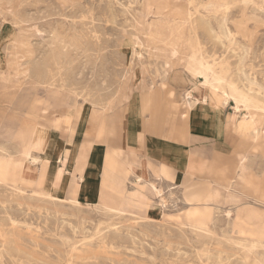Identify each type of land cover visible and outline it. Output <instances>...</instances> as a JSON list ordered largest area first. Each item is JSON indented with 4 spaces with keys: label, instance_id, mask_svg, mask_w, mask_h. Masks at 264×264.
Segmentation results:
<instances>
[{
    "label": "rangeland",
    "instance_id": "rangeland-1",
    "mask_svg": "<svg viewBox=\"0 0 264 264\" xmlns=\"http://www.w3.org/2000/svg\"><path fill=\"white\" fill-rule=\"evenodd\" d=\"M195 70L204 71L208 84L201 73L192 77ZM24 87L34 101L20 109L36 111L29 116L37 125L31 153L47 160L52 175L63 155L72 152L83 165L99 151L105 169L125 178L128 190L146 181L162 195L148 191L152 198L114 214L70 186L69 163L53 184L55 198L9 176L7 164L20 148L6 113ZM221 87L264 109V0H0V264H264L263 198H224L225 184L234 180L233 157L224 186L213 185L220 198L210 202L182 198L209 183L193 179L172 188L148 171L156 163L112 144L128 105L132 128L140 114L146 133L165 135L181 131L169 114L173 104L185 100L187 109L190 91L191 98L222 106ZM241 103L237 109L230 100L224 110L245 139L250 134L239 122L252 108ZM151 141L149 156H170ZM253 143L264 148L261 137ZM65 165L63 158L58 174ZM233 186L251 196L245 185Z\"/></svg>",
    "mask_w": 264,
    "mask_h": 264
},
{
    "label": "crops",
    "instance_id": "crops-1",
    "mask_svg": "<svg viewBox=\"0 0 264 264\" xmlns=\"http://www.w3.org/2000/svg\"><path fill=\"white\" fill-rule=\"evenodd\" d=\"M163 91L173 93L172 89L167 90L166 88ZM189 101L192 103V99ZM184 102L185 100L179 102V104H173L169 112V114L178 117L181 131L170 128L167 134H163L164 136L160 134L150 136L146 133L145 122L142 121L140 114L138 116L139 121L132 128L131 122H133V117L132 115L129 116L130 106L128 105L125 112V122L117 127V136L112 144L122 148L125 152L137 157L148 158L156 163V168L151 169L150 167L148 171H151L163 183L170 184L172 188H178L180 184H189L193 179H202L205 187L209 183L208 190L203 193L198 192L193 195H183L182 198H207L210 202L218 201L220 198L222 194L220 189L213 187V185L224 186L222 183L225 182L229 169L226 161L228 157H233L234 163L230 165L234 166V180L232 179L225 184L224 198H244L247 196L248 198H263L261 200L264 201V148H260L257 144L250 141H244V138L239 136L238 130L235 129L236 121H232L231 116H229L228 120L225 118V105L218 106L210 104L208 99L206 102L198 99L196 103L194 102L195 104H191L192 108L184 116ZM154 103L156 102H153V105ZM138 106H142V104ZM158 115V109L154 110L153 117L155 121L153 122L155 124L159 120ZM134 118L137 119L135 115ZM84 127L81 129L82 137L80 139L82 140L84 139ZM157 130L159 132L160 128H155V131ZM95 133L96 131L88 139L94 137ZM240 139L243 143H247L248 146L241 147ZM151 140L155 141L156 146L165 148L170 156L165 155L163 157L162 154L158 160L149 156L148 149L152 143ZM117 150L112 148V152ZM120 151L118 150V152ZM63 158L66 160L65 170L62 173L60 171V174H58V169ZM105 160V154L103 155L99 151L92 153L90 159L86 162L84 161L83 165L78 164V157L74 153L71 152L69 158L68 155H63L61 161L54 169L52 182L55 186L60 184L66 172L67 163H69L73 170L72 177L73 175H77L76 172L79 175L94 179L102 174L103 177L108 178V181L112 180L126 184L125 178H119L115 173L105 169ZM124 161L128 164L127 156H124ZM161 168H163V172L167 177L162 176L160 173ZM211 179L218 180L220 183H213ZM233 182L245 185V190L250 192L251 196L245 195V193L239 195L238 191L234 189ZM144 192L143 198H150L148 192Z\"/></svg>",
    "mask_w": 264,
    "mask_h": 264
},
{
    "label": "bare ground",
    "instance_id": "bare-ground-1",
    "mask_svg": "<svg viewBox=\"0 0 264 264\" xmlns=\"http://www.w3.org/2000/svg\"><path fill=\"white\" fill-rule=\"evenodd\" d=\"M195 66H198V65H195ZM190 67H192V65L189 66V68ZM198 67H202V66H198ZM187 70H189V69L187 68ZM203 72L202 71H196V70L190 71L192 77H197L196 75L201 73L200 75L202 77H204L203 83L208 84V78L205 76L206 74L203 75ZM205 73H207V72H205ZM218 78H220V77H218ZM229 84H231V83H229ZM216 90H218V89L216 87H214L213 91L216 92ZM17 91H18V89H17ZM14 95H15V93H14ZM186 95H187V98L189 100L192 99V103L197 102L198 99L196 97L191 98L192 94L190 91L187 92ZM221 95L223 96V102H222L223 105H225L230 100H232L234 103V107L237 109L239 108L238 102H242V103L245 102V106L243 105L244 107H247L250 109L252 108L251 112H249V118L247 117L246 118L247 120L245 119V120L239 122L240 123L239 126H241V128H243V131L244 132L246 131L247 134H250L248 138L246 137L244 139V141L249 140L250 142L253 143V142H256L261 137L262 141L264 142V129H263L264 126L262 127L263 117L259 114V112H264V109L261 108L256 103L255 104L250 103L247 98L241 96L242 95L241 93L240 94L235 93V92L234 93L233 92L228 93L227 91L224 90V88L221 87ZM31 98H32V94L28 91V87H27V89H26V87H24V88H19V91H18L16 97L14 98V96L12 95V97L10 99V103L12 102V104L13 103L14 104L12 107L10 106V113H6V117L16 123L17 127H16V130L14 133V139L16 140L18 148H20V151H19L20 155H19V157L15 158V159L13 158L11 161L8 162L7 173L9 174V176L16 177L19 181L27 180V181L33 182L35 187L39 186L41 188V190L36 191V193L41 194L45 198L46 197L47 198H55V196L51 192L52 191V184H53V182H52L53 175L49 172V170H48L49 168H47V160H44L38 156L33 155L35 153H33V154L31 153V149L33 148V146H32V140H33V136H34L33 133L37 131V125L33 122L32 119L29 118V116L35 115L36 111L34 110V108H32L30 110H27L26 113H24L22 111V109H20L21 106H25L26 104H30L32 102V100L34 101V99H31ZM201 100L203 102H206V100H207L206 96L202 97ZM188 102L190 103V105L187 106L188 110L183 107L184 116H186L188 111L192 108L191 101H188ZM212 104H215V103H212ZM40 131H41V129H40ZM36 135H37V133H36ZM47 135H49V134H47ZM241 138H243V137H241ZM35 139H36V137H35ZM0 148H2V147H0ZM2 150H4V149H2ZM118 150L113 151V153L119 157V156H121V154L123 155V153H121L122 151L118 152ZM127 166H128V168H126L125 171H127L128 175H129V172H130L129 167L130 166L128 164H127ZM160 173L162 174V176H165V174L163 172V168H161ZM165 177H167V176H165ZM107 179L108 178L103 177L102 174H100L96 179L91 178V177L88 178V177H85L84 175H79L78 179H76L75 175H73L72 183L70 184V186H72L76 190L84 193L86 195V197L89 196L92 198H98V201H99L101 208H103L104 210H106L110 213H114V214L124 213L125 210L123 207L126 205V203L132 204L133 202L140 201L142 199L144 200L145 199V198H143L144 194H145L144 191H147V192L149 191L151 193L154 192L155 194H157L159 196L162 195L161 191L158 190L153 183H150L149 188H147L148 185H147L146 181H140L139 182L140 185L138 184L139 187H134L132 190H128L127 186H126V184H124V182L119 183V182L112 181V180L108 181ZM139 180H140V178H139ZM74 181H75V184H74ZM113 183H114V185H113ZM138 185H136V186H138ZM36 193H34V194H36ZM152 195L154 196V194H152ZM71 202L76 203L77 201L75 199H72ZM226 213L228 215L229 211H226Z\"/></svg>",
    "mask_w": 264,
    "mask_h": 264
}]
</instances>
